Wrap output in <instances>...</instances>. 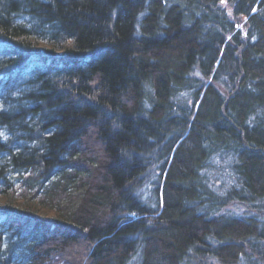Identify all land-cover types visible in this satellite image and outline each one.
<instances>
[{
	"label": "trees",
	"instance_id": "trees-1",
	"mask_svg": "<svg viewBox=\"0 0 264 264\" xmlns=\"http://www.w3.org/2000/svg\"><path fill=\"white\" fill-rule=\"evenodd\" d=\"M0 264H264V0H0Z\"/></svg>",
	"mask_w": 264,
	"mask_h": 264
},
{
	"label": "rangeland",
	"instance_id": "rangeland-1",
	"mask_svg": "<svg viewBox=\"0 0 264 264\" xmlns=\"http://www.w3.org/2000/svg\"><path fill=\"white\" fill-rule=\"evenodd\" d=\"M15 82H17V81H15ZM15 82H13V83H15ZM13 83H12V84H13ZM145 191H146V192H145V195L149 198V197H150V191H149V193H148L147 188H146ZM42 215H44V216H50V215H52V214H51V212H50L49 210H42Z\"/></svg>",
	"mask_w": 264,
	"mask_h": 264
},
{
	"label": "bare ground",
	"instance_id": "bare-ground-1",
	"mask_svg": "<svg viewBox=\"0 0 264 264\" xmlns=\"http://www.w3.org/2000/svg\"><path fill=\"white\" fill-rule=\"evenodd\" d=\"M217 166H219V164L213 165L212 168H214L216 171H218V167Z\"/></svg>",
	"mask_w": 264,
	"mask_h": 264
}]
</instances>
